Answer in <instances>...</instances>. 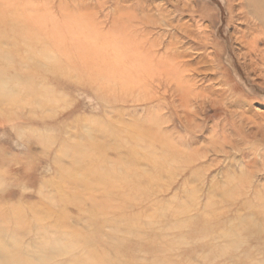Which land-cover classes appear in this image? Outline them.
I'll return each mask as SVG.
<instances>
[{"label":"rangeland","instance_id":"obj_1","mask_svg":"<svg viewBox=\"0 0 264 264\" xmlns=\"http://www.w3.org/2000/svg\"><path fill=\"white\" fill-rule=\"evenodd\" d=\"M239 27L228 0H0V241L35 260L61 238L54 264H264V54Z\"/></svg>","mask_w":264,"mask_h":264},{"label":"bare ground","instance_id":"obj_2","mask_svg":"<svg viewBox=\"0 0 264 264\" xmlns=\"http://www.w3.org/2000/svg\"><path fill=\"white\" fill-rule=\"evenodd\" d=\"M229 1V8H230V13L231 14H233V16H235V19H236V21H237V23L238 24H240V27H239V30H238V33H239V35H238V37H237V39H238V41H239V43H240V46H242L243 48H244V53H245V55L246 56H248L249 57V60H250V62L251 63H254V61L257 59V57H260L261 59L263 58V54H264V50L263 49H261V48H259V46L262 44V45H264V0H228ZM131 45V44H130ZM133 45V44H132ZM131 47H133L134 49H135V46H130V48ZM125 49H127V48H125ZM128 50V49H127ZM126 50V51H127ZM129 51V50H128ZM131 51V50H130ZM135 55V54H134ZM7 58H9L8 56H7ZM142 60V59H141ZM142 62V61H141ZM140 62V63H141ZM174 67V66H173ZM146 71V70H145ZM57 72V71H56ZM137 72H138V70H137ZM166 74H168L169 76H171L172 75V78H176V82L177 83H179L180 82V78H179V76H177V77H173V71H172V69H169V68H167L166 69ZM168 76V77H169ZM168 79V82H169V84L170 83H172L173 82V79H171L170 77L169 78H167ZM181 79H182V77H181ZM184 80V79H183ZM16 81V80H15ZM14 81V82H15ZM184 83V82H183ZM3 85V84H2ZM7 86V85H6ZM17 86V85H16ZM168 86V85H167ZM173 86V85H172ZM169 87H170V85H169ZM174 87V86H173ZM172 87V88H173ZM176 87H177V89L178 90H180V94H182V95H184V94H187L189 91H190V86H188L187 85V83H184V86L183 87H179V85L178 84H176ZM3 88V87H2ZM12 88V87H11ZM7 89V88H6ZM32 88H30L29 90L30 91H32L31 90ZM2 90V89H1ZM35 90H37V89H35ZM10 91V90H9ZM173 91V90H172ZM6 92V91H5ZM33 92H34V90H33ZM39 92V91H38ZM168 92V91H167ZM8 93V92H7ZM36 94H37V92H36ZM42 100V99H41ZM148 100V99H147ZM40 103H41V101H40ZM136 123V122H135ZM133 124V123H132ZM129 125H131V123L129 124ZM129 130V129H128ZM131 130H132V128H131ZM131 130H130V132H131ZM141 133V132H140ZM145 135V134H144ZM139 137V136H138ZM137 137V138H138ZM142 137V136H141ZM162 137V136H161ZM165 138V137H164ZM142 140H143V138H141ZM148 139V138H147ZM146 139H144V141H145ZM165 140V139H164ZM148 141H151V139L149 140L148 139ZM138 142H141V141H137V143ZM143 142V141H142ZM145 142H147V141H145ZM151 143V142H150ZM150 143H149V146H151L152 147V144L150 145ZM142 144V143H141ZM137 145V144H136ZM148 145V144H147ZM177 145V144H176ZM144 146V145H143ZM169 146V145H168ZM145 147V146H144ZM148 147V146H147ZM150 147V148H151ZM164 147V146H163ZM172 147V146H171ZM184 148V147H183ZM154 149H156L157 150V148H154ZM169 149V148H168ZM153 150V149H152ZM152 150H149V151H151L152 152ZM173 150V149H172ZM177 150V149H176ZM148 151V152H149ZM162 152H163V150H161ZM174 151H175V149H174ZM184 151H185V148H184ZM150 152V153H151ZM154 152H155V150H154ZM156 153V152H155ZM154 154V153H153ZM156 155V154H155ZM158 155V154H157ZM160 155H161V153H160ZM159 155V156H160ZM148 156V155H147ZM154 156V155H153ZM158 156V157H159ZM175 156V155H174ZM178 157H179V155H177ZM156 157V156H155ZM172 157H173V155H172ZM182 157H183V155H182ZM189 157V156H188ZM146 158H148V157H146ZM151 158V157H150ZM153 158V157H152ZM151 158V159H152ZM157 158V157H156ZM160 158V157H159ZM163 158V157H162ZM166 158V157H165ZM190 158V157H189ZM188 158V159H189ZM154 159V158H153ZM164 159V158H163ZM172 159V158H171ZM175 159H177V158H175ZM179 159V158H178ZM188 159H187V161H188ZM148 160H150V159H148ZM156 160V159H155ZM165 160V159H164ZM181 160V159H180ZM190 161H191V159H189ZM160 161V160H159ZM166 161V160H165ZM163 162V161H162ZM171 162V161H170ZM182 162V161H181ZM159 163V162H158ZM170 164V163H169ZM178 164H179V162H178ZM190 165H191V163H189ZM167 166H168V164H166ZM174 165H175V163H174ZM186 165V164H185ZM166 166V167H167ZM176 166V165H175ZM182 166V165H181ZM169 167H167V169H168ZM186 168V167H185ZM172 169L174 170V168L172 167ZM171 169V170H172ZM179 170H181V169H179ZM165 171V170H164ZM175 171V170H174ZM187 171V170H186ZM172 172V171H171ZM167 173H169L168 171H167ZM173 173V172H172ZM183 173V172H182ZM185 174V173H184ZM132 175V174H131ZM136 175V174H135ZM169 175V174H168ZM170 175H172V174H170ZM186 175V174H185ZM168 177V176H167ZM137 178V177H136ZM169 178H171L170 176H169ZM168 179V178H167ZM173 179V178H172ZM171 179V180H172ZM146 180V179H145ZM138 182H139V180H138ZM183 182V181H182ZM137 183V182H136ZM149 183V182H148ZM182 184V183H181ZM247 185V184H246ZM249 185V184H248ZM229 187V186H228ZM246 187V186H245ZM249 187V186H248ZM193 188V187H192ZM132 190V189H131ZM185 190H187V189H185ZM192 190V189H191ZM243 190V189H242ZM241 190V191H242ZM133 191V190H132ZM141 191V190H140ZM149 192H151V190H148ZM189 191V190H188ZM249 191V190H248ZM137 192H139V190L137 191ZM144 192H146V191H144ZM192 192H194V191H192ZM256 192H257V190H256ZM143 193V192H142ZM147 193V192H146ZM246 193H248V192H246ZM257 193H259V195L258 196H260L261 194H260V192H257ZM145 194V193H144ZM183 194H185V192L183 193ZM194 195L193 196H195V194L196 193H193ZM242 194V193H241ZM243 195V194H242ZM264 195V194H263ZM189 196H190V194H189ZM188 196V197H189ZM192 196V195H191ZM186 198V197H185ZM180 199V198H179ZM187 199V198H186ZM186 199H185V201H186ZM258 199V198H257ZM260 199H261V197H260ZM259 199V200H260ZM263 199V198H262ZM258 200V202H260ZM264 200V199H263ZM262 200V201H263ZM126 201H128V200H126ZM180 201H181V199H180ZM183 201V200H182ZM182 201H181V203H182ZM246 202V201H245ZM122 204H123V202H122ZM178 204V203H177ZM124 205V204H123ZM250 206V205H249ZM262 206L264 207V204H262ZM183 207H185V206H183ZM251 207V206H250ZM125 208V207H124ZM248 208V207H247ZM177 209V208H176ZM181 212H183V211H181ZM180 212V213H181ZM31 213H32V211H31ZM125 213V212H124ZM177 213V212H176ZM33 214V213H32ZM35 214V213H34ZM127 214V213H126ZM182 214V213H181ZM179 215V214H178ZM237 215H239V214H237ZM125 216V215H124ZM176 216V215H175ZM181 216V215H180ZM242 216V215H241ZM35 217H37V215L35 216ZM34 217V218H35ZM236 217V216H235ZM238 217H240V215L238 216ZM178 218H180V217H178ZM247 218V217H246ZM18 219V218H17ZM36 219V218H35ZM199 219H201V218H199ZM217 219V218H216ZM248 219V218H247ZM178 220H180V219H178ZM234 220V219H233ZM250 220V219H249ZM201 221V220H200ZM216 221V220H215ZM218 221V220H217ZM228 221H230L229 219H228ZM231 221H232V219H231ZM236 221V220H235ZM238 221V220H237ZM247 220H245V222H246ZM251 221V220H250ZM250 221H249V223H250ZM220 222V221H219ZM233 222V221H232ZM239 222H241L240 220H239ZM248 222V221H247ZM252 222V221H251ZM254 222H255V220H254ZM253 222V223H254ZM196 223V222H195ZM231 223V222H230ZM237 223V222H236ZM236 223H235V225H236ZM257 223V222H256ZM180 224V223H179ZM183 224V223H182ZM184 224H186V222L184 223ZM201 224V223H200ZM199 224V225H200ZM246 224V223H245ZM259 224V223H258ZM38 225V224H37ZM41 225V224H40ZM202 225V224H201ZM233 225V224H232ZM247 225V224H246ZM261 225V224H260ZM178 226V225H177ZM186 227V226H185ZM256 227V226H255ZM177 228V227H176ZM175 228V229H176ZM230 228V227H229ZM239 228V227H238ZM232 229V228H231ZM230 229V230H231ZM240 229V228H239ZM255 229V228H254ZM257 229V228H256ZM261 229V227L260 228H258V230H260ZM263 229V228H262ZM237 231V230H236ZM243 231H245V230H243ZM248 231V230H247ZM257 231V230H256ZM255 231V232H256ZM45 232V234H46V231H44ZM231 232V231H230ZM229 232V233H230ZM233 232H235V230L233 231ZM254 232V231H253ZM49 233V232H48ZM236 233V232H235ZM239 232H237L236 234H238ZM242 233V232H241ZM240 233V234H241ZM251 233V232H250ZM53 234H54V232H53ZM53 234H52V236H53ZM233 234V233H232ZM248 234H249V232H248ZM245 235V234H244ZM12 236H15V235H11L10 237H12ZM47 236H49V234H46V240H47ZM112 236V235H111ZM110 236V237H111ZM180 236V235H179ZM183 236V235H182ZM242 236V235H241ZM248 236V235H247ZM250 236V235H249ZM253 236V235H252ZM51 237V236H50ZM54 237V236H53ZM52 237V238H53ZM57 237V236H56ZM114 237H117V236H114ZM55 238V237H54ZM53 238V239H54ZM59 238V237H58ZM69 238V237H68ZM255 238V237H254ZM11 239V238H10ZM16 239V238H15ZM44 239V240H45ZM49 239V238H48ZM57 238H55V240H56ZM61 239V238H60ZM60 239H58V240H56V241H51V238H50V241H44V242H42L41 244H40V246H39V249H40V252H41V255H39V256H37L36 257V259L34 260V259H32L28 254H26V253H24V251H23V249H22V247H20L21 249H22V252L24 253V254H20V253H17L16 252V249L18 248V247H15L16 249H15V253L13 252V249L14 248H12V247H14L15 246V244H20L18 241L19 240H17V242H16V240H15V242H13L12 240H9V241H12V245H10V246H7V245H9V244H5L4 242H2V241H0V243L2 242L3 244H5V245H3L2 246V244H1V249H2V252H3V255H2V260H1V264H54V263H52V257H51V253L49 252L50 251V249H52V248H56L59 252H67V256H68V250L69 249H71L70 247H69V245H70V243H67V245L65 246V244H66V242H62V241H60L59 242V240ZM64 239V238H63ZM62 239V240H63ZM78 239V238H77ZM116 239V238H115ZM119 238H117L116 240H118ZM237 239V238H236ZM121 240H123V239H121ZM229 240H231V239H229ZM229 240H228V242H229ZM250 240V239H249ZM65 241V240H64ZM119 241V240H118ZM246 241V240H245ZM49 242H52V244L50 243L49 244ZM77 242V241H76ZM112 242V241H111ZM238 242V241H237ZM7 243V242H6ZM15 243V244H14ZM65 243V244H64ZM72 243V242H71ZM113 243V242H112ZM147 243V242H146ZM236 243V242H235ZM246 243V242H245ZM248 243V242H247ZM259 243V242H258ZM11 244V243H10ZM14 244V245H13ZM69 244V245H68ZM74 244V243H73ZM76 244V243H75ZM80 244V243H79ZM228 244H230V242L228 243ZM238 244V243H237ZM264 244V243H263ZM263 244H260V245H263ZM72 245V244H71ZM242 245V244H241ZM254 245V244H253ZM20 246H21V244H20ZM203 246V245H202ZM234 246H237V245H234ZM257 246H258V244H257ZM77 247V246H76ZM78 247H79V245H78ZM80 247H82V246H80ZM80 247L78 248V250L80 249ZM85 248H86V246H84ZM239 247V246H238ZM237 247V248H238ZM264 247V246H263ZM88 248H89V246H88ZM88 248H86V249H88ZM254 248V247H253ZM149 249V248H148ZM235 249V248H234ZM256 249H259V247L258 248H256ZM261 249V248H260ZM73 250H74V248H73ZM84 250V249H83ZM97 250V249H96ZM214 250V249H213ZM216 250V249H215ZM224 250H226V249H224ZM251 249H249V251H250ZM264 250V249H263ZM263 250H262V252H263ZM12 251V252H11ZM70 251H72V249L71 250H69V252ZM75 251V250H74ZM82 251V250H81ZM219 251V250H218ZM247 251H248V249H247ZM248 251V252H249ZM261 251V250H260ZM79 252V251H78ZM77 252V253H78ZM85 252H86V250H85ZM85 252H84V254H85ZM226 252V251H225ZM258 252V250L256 251V252H254V253H257ZM262 252H260V253H262ZM219 253H221V252H219ZM78 254H80V253H78ZM223 254V253H222ZM72 255H73V253H72ZM257 255V254H256ZM258 255H260V254H258ZM257 255V256H258ZM71 256V255H70ZM99 256H100V252H99ZM74 257V256H73ZM81 257V256H80ZM78 258L77 260H76V262L74 263V264H101V261H100V259L98 258V257H96V256H94V254L92 253V252H89V253H87V255H86V257L85 256H83L82 257V259L81 258ZM264 258V257H263ZM263 258H261V260L262 261H264L263 260ZM71 260V259H70ZM255 260V259H254ZM258 260V259H257ZM259 261H260V259H259ZM261 262V261H260ZM255 263H257V261H255ZM263 263V262H262ZM55 264H57V263H55Z\"/></svg>","mask_w":264,"mask_h":264}]
</instances>
